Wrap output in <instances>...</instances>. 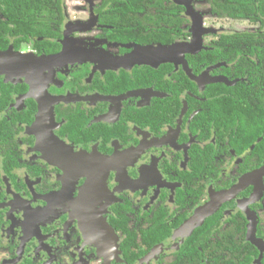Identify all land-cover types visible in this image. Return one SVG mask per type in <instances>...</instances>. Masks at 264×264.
Instances as JSON below:
<instances>
[{"label": "flooded vegetation", "instance_id": "1", "mask_svg": "<svg viewBox=\"0 0 264 264\" xmlns=\"http://www.w3.org/2000/svg\"><path fill=\"white\" fill-rule=\"evenodd\" d=\"M191 1L202 44L165 61L162 50L194 40L193 17L174 0L179 14L144 0H61L56 16L41 0L33 17L28 0L14 5L25 16L0 0V264H172L206 222L219 240L205 241L207 264H235L234 253L214 256L236 244L242 255L243 227L258 252L251 264H264V135L239 128L241 104L250 113L264 103V0L218 28L208 0ZM240 31L248 43L219 42ZM218 48L225 57L211 61ZM224 97L232 120L214 109ZM204 207L199 225L182 228ZM249 213L263 250L248 238ZM125 224L140 244L130 253ZM148 229L168 236L146 243Z\"/></svg>", "mask_w": 264, "mask_h": 264}, {"label": "trees", "instance_id": "2", "mask_svg": "<svg viewBox=\"0 0 264 264\" xmlns=\"http://www.w3.org/2000/svg\"><path fill=\"white\" fill-rule=\"evenodd\" d=\"M16 1L19 2V5L23 7L26 4L27 0H11V4L13 7L9 8V5H7L6 10L12 11V12H19L22 16H25V14L20 11L18 8L14 7L16 4ZM41 0H28V11L30 15L33 17V14L35 12H40V2ZM147 6H155L157 9H162V12L168 11L170 13H176L179 14L180 9L182 8L175 3L172 2V0H144ZM255 1V0H254ZM134 7L141 6V3L139 0H132ZM208 3L213 8V12L217 15V18L215 19L216 22L214 23L215 28H218V22L224 21L227 18H235V19H243L244 16L249 15V17L253 14L255 11L253 7V0H208ZM10 4V2L8 3ZM144 8H142L143 10ZM61 0H53V15L56 16L58 12H61ZM159 13L160 18H166L167 15H164L163 13ZM149 15V14H147ZM152 19V18H151ZM173 19L171 18V14L167 18L168 22H171ZM33 21V18L31 19ZM22 30L27 29V25L22 24ZM179 27V26H178ZM32 30H34L37 33V36L41 35L42 33H47V28L45 26L36 25L30 27ZM251 38V34L246 31H240L236 34L230 33V34H222L220 35L219 42H229L232 44H243L248 43ZM224 48H218L217 51L210 56L211 61H217L225 57L223 55ZM218 86L212 87V89L218 88ZM223 87V86H222ZM226 89H228L226 86H224ZM220 88V87H219ZM211 89V90H212ZM224 98H215V111L219 112L220 114L225 113V116L227 119L232 120L233 114L231 113L236 106L233 105L232 102H229V99L227 101ZM177 107H179V100L177 101ZM247 104H241V111L243 115L242 122L239 125V128L242 130H248L251 128L250 131H248L247 135H253V137H258L264 135V128L259 124L258 125V119H264V103H261L257 106V108L250 111L248 109H245ZM264 121V120H263ZM264 140V136H263ZM211 225L206 222L202 225L198 226L196 229H194L191 236H189L186 241L183 242L181 245V255L179 256V259H177L172 264H207L206 259L213 255L211 252H206L207 246L206 242L210 244H217V239L215 237V233L211 230ZM120 229L128 233L129 236L125 239L123 242V249L126 251V253H130L131 251H134L136 248L140 247V244L137 242V236L135 233H132L129 228H127V224L122 225ZM164 230L162 229L160 233H157L154 229H148L145 230V232L142 233V237L145 242L147 243L149 240L151 243L159 242L164 240L165 237L168 236V234H163ZM220 234H223V232H220ZM226 235V234H225ZM246 228L241 229V246H242V255L239 254V246L231 245V248L228 246L225 248L227 252H224V254H221V257L219 255H215V263L220 262L224 260L225 257L229 256L230 254L235 255V258H232L235 262V264H251L254 259V255L258 254L257 251H255L254 247L250 243H246ZM219 243V242H218ZM230 252V254H229ZM185 254V255H184ZM255 255V256H256ZM232 261L226 260L225 264H231Z\"/></svg>", "mask_w": 264, "mask_h": 264}, {"label": "water", "instance_id": "3", "mask_svg": "<svg viewBox=\"0 0 264 264\" xmlns=\"http://www.w3.org/2000/svg\"><path fill=\"white\" fill-rule=\"evenodd\" d=\"M174 2H176L177 4L179 5H184L187 9V13H189L190 15H192L193 17V20H194V40L192 42V44L190 46H183V47H174V48H171V47H167L166 49L162 50L163 52L166 53V59L165 61H169L171 59H174L176 58V53L179 55L181 54L180 56V59L181 60H184L183 59V53L184 52H193L195 51L194 50V47H192V45H195V44H202V34L205 32V30L207 29H203L202 27V23H201V16L200 15H196V11L192 5V1L191 0H174ZM171 48V49H170ZM8 55V52L6 53H0V59L2 58H8L7 57ZM23 56V55H22ZM20 56L19 58H21V62H20V66L22 67L21 70L28 74L30 73L29 71H26V69H29L31 66H32V63H33V60L30 58V57H22ZM28 56V55H27ZM46 58H49L48 60H52V58H57L56 56H52L51 58L50 57H46ZM7 64L6 63H1L0 62V70H3V66H6ZM262 173L264 174V170L262 171ZM210 209V208H209ZM209 209H205L202 213V215L199 217H192L187 224H184L182 226V228H195L197 225H199L200 223V220H202V216L209 210ZM245 210H247V208H244ZM249 218H250V224H249V230H248V238L253 242L255 243L259 248H261V250H263V247L261 246L262 244V241L260 239L257 240V236H256V229H257V215H251L249 213ZM192 220L193 222V226L189 227V222ZM195 220V221H194ZM196 220H198L196 222ZM195 222V223H194ZM191 230V229H190Z\"/></svg>", "mask_w": 264, "mask_h": 264}, {"label": "rangeland", "instance_id": "4", "mask_svg": "<svg viewBox=\"0 0 264 264\" xmlns=\"http://www.w3.org/2000/svg\"><path fill=\"white\" fill-rule=\"evenodd\" d=\"M229 21H231V20H225V21H222V23L224 24V25H226V26H229ZM234 23H237V24H240V25H242L243 27L242 28H244L245 26L244 25H247L248 24V22H243V21H239V22H234ZM234 25V24H233ZM240 25H238L239 27H240Z\"/></svg>", "mask_w": 264, "mask_h": 264}, {"label": "bare ground", "instance_id": "5", "mask_svg": "<svg viewBox=\"0 0 264 264\" xmlns=\"http://www.w3.org/2000/svg\"><path fill=\"white\" fill-rule=\"evenodd\" d=\"M162 52H163V51H162ZM159 55H162V53H160ZM205 209H206V208L204 207V208H202L201 210L197 211V213H196V214H197V217H198L199 215L201 216V215H202L201 212H203ZM200 216H199V217H200Z\"/></svg>", "mask_w": 264, "mask_h": 264}]
</instances>
